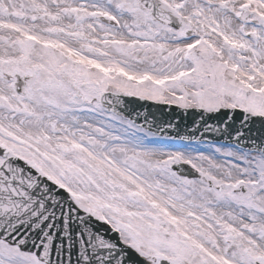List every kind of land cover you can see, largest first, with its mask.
<instances>
[{"label":"snow or ice","instance_id":"1","mask_svg":"<svg viewBox=\"0 0 264 264\" xmlns=\"http://www.w3.org/2000/svg\"><path fill=\"white\" fill-rule=\"evenodd\" d=\"M0 264H264V0H0Z\"/></svg>","mask_w":264,"mask_h":264},{"label":"water","instance_id":"2","mask_svg":"<svg viewBox=\"0 0 264 264\" xmlns=\"http://www.w3.org/2000/svg\"><path fill=\"white\" fill-rule=\"evenodd\" d=\"M130 107H135L137 110L141 111V113H143L146 109L150 110L155 114L158 122H175L176 120H179L181 129H184L185 127H191L193 121L197 119L193 113L184 114L174 107L171 109L159 107L155 106L152 102H130Z\"/></svg>","mask_w":264,"mask_h":264}]
</instances>
